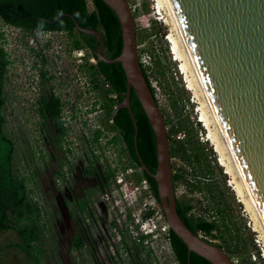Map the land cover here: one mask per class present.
<instances>
[{
	"label": "rangeland",
	"instance_id": "rangeland-1",
	"mask_svg": "<svg viewBox=\"0 0 264 264\" xmlns=\"http://www.w3.org/2000/svg\"><path fill=\"white\" fill-rule=\"evenodd\" d=\"M86 2L90 5V0ZM126 2L132 11L135 33L144 34L142 31L150 22L157 31L154 37L144 36L142 40L135 37V43L144 65H150L148 53L153 48L154 55L161 61L164 77L152 66H148V71L163 120H176V114L169 107V99L176 98L180 118L190 124L212 166L211 181L222 193V206L242 231L243 237L252 243L253 263L264 264V239L241 192H237L238 186L231 171L227 172L226 167L220 164L219 155L207 137L197 99L180 69L179 59L172 52L170 39L173 37L159 1ZM143 3L149 9L147 13L141 12ZM0 47L9 61L2 108L4 130L14 143V168L18 175L24 177L26 187L31 191L29 197L39 211L35 222L39 237L31 256L28 258L14 246L19 239L13 230L2 231L0 264L168 263L169 252L150 250L151 253L145 254V249L131 243L124 234H117L114 219L121 204L118 202L111 206L101 199L102 192L113 190L112 181L101 189L82 173V167L92 170L88 157L97 151L102 158L99 165L103 171H113L110 164L116 159H112L116 153L108 147L100 150L94 147L93 131L98 126H105L106 112L99 104L100 94L91 88L88 80L84 49L72 48L71 38L63 32L27 33L1 20ZM48 89H52L62 102L60 121L63 134L60 138L55 136L51 121L36 113L35 99L38 93ZM170 121L165 125L166 130L171 126ZM182 136V132L172 134L168 146ZM169 162L171 172L185 168L176 156L170 157ZM174 192L177 197L185 195L191 199V213L208 217L206 206H211L206 195L192 191L188 182L183 181L175 184ZM74 199L77 203H84V209H79L73 203ZM74 233H80L82 237L80 248L72 246Z\"/></svg>",
	"mask_w": 264,
	"mask_h": 264
},
{
	"label": "water",
	"instance_id": "water-1",
	"mask_svg": "<svg viewBox=\"0 0 264 264\" xmlns=\"http://www.w3.org/2000/svg\"><path fill=\"white\" fill-rule=\"evenodd\" d=\"M114 12L120 29V51L112 59L101 53V34L93 35L96 59L118 62L125 79V107L133 90L154 137L158 203L169 229L188 251L210 264H234L216 245L192 233L175 211L168 141L163 117L141 70L135 24L126 0H102ZM183 67L214 139L264 239V0H159ZM54 18V20L56 19ZM53 20V21H54ZM136 152V149H135Z\"/></svg>",
	"mask_w": 264,
	"mask_h": 264
},
{
	"label": "trees",
	"instance_id": "trees-1",
	"mask_svg": "<svg viewBox=\"0 0 264 264\" xmlns=\"http://www.w3.org/2000/svg\"><path fill=\"white\" fill-rule=\"evenodd\" d=\"M148 10L144 3L141 4V12L147 13ZM58 13H68L79 26L98 31L102 37L101 53L105 57L112 59L119 53L121 41L118 20L114 12L102 0H90V5L87 4L86 0H0V20L4 24L27 33L63 32L71 38L72 48L84 49L86 54L84 63L88 71V80L91 82V88L100 94L101 101L99 103L106 112L105 123L108 118L111 119L109 127L117 131L133 167L139 169L140 176L146 179L151 195L158 202L154 179L140 168L142 163L149 172L155 171L154 137L132 89H130L128 100L136 127V152L133 140L134 128L127 109L117 107L123 100L125 92V79L120 64L97 60L95 37L75 29L72 20L66 15L56 18ZM54 18L56 19L54 20ZM142 32L144 34L135 33L136 40H142L144 36L154 37L157 35L153 22H150L149 26ZM154 50L153 48L152 52L148 53L150 65H144L140 60V54H137L142 73L153 95L154 89L150 84L148 66H152L164 77L161 61L157 55H154ZM89 57L94 59L93 63L87 61ZM8 63L6 53L0 47V232L13 230L19 239V243H15L14 246L29 258L39 237V228L35 224L39 211L37 204L31 201L29 197L31 191L26 187L24 177L18 175L14 168V143L4 130L5 117L2 108ZM40 75L43 77L44 74L40 72ZM101 79L108 83V87L98 85ZM109 94H113V96L109 97ZM177 104L176 98L171 97L169 99V107L176 114V120H164L165 125L169 121L171 122L170 128L166 131L168 143L172 134L178 132L183 134L181 138L168 146L169 158L178 157L185 167L176 168L175 171L171 172L173 189H175V184L180 181L188 182L192 191L208 197L211 207L206 206L207 218L202 215H195L191 213L193 208L191 199L185 195H180L179 197L175 196V211L192 233L221 248L235 261L234 264H254L250 253L252 243L243 237L242 231L222 206L220 202L222 193L211 181L212 166L190 124L180 118V110H177ZM61 108L60 98L50 91L41 98L38 109L42 117L51 121L55 136L58 138L63 134L60 121ZM94 134L96 138L99 131L96 130ZM78 207L84 209V203L78 202ZM79 234L74 233L73 235L72 246L74 248H80L82 245V237ZM121 235H123L122 232ZM169 246L170 257L177 264H210L203 257L188 251L182 241L170 229ZM149 252V249L145 250V254ZM256 254L258 256L257 251Z\"/></svg>",
	"mask_w": 264,
	"mask_h": 264
},
{
	"label": "built area",
	"instance_id": "built-area-1",
	"mask_svg": "<svg viewBox=\"0 0 264 264\" xmlns=\"http://www.w3.org/2000/svg\"><path fill=\"white\" fill-rule=\"evenodd\" d=\"M81 55L83 56L82 53ZM88 60L91 63L94 62L92 57H89ZM98 85L108 87V83L102 79L99 80ZM112 96L113 94H109V97ZM105 124H111V119L108 118ZM94 130H98L102 134L98 140L104 144L106 140L104 136H110V131L105 126H98ZM112 159H115L113 164H110L113 169L111 181L114 188L112 191L102 192L101 199L111 206L118 202L121 204L118 208V215L114 219V223L117 225V227L114 225L115 231L117 234L122 232L131 243L145 250L170 253L169 227L159 203L150 193L146 179L140 176L139 169L124 165L125 158L119 153L114 154ZM120 162H123V165ZM169 260L165 264H177L171 257Z\"/></svg>",
	"mask_w": 264,
	"mask_h": 264
},
{
	"label": "flooded vegetation",
	"instance_id": "flooded-vegetation-1",
	"mask_svg": "<svg viewBox=\"0 0 264 264\" xmlns=\"http://www.w3.org/2000/svg\"><path fill=\"white\" fill-rule=\"evenodd\" d=\"M50 91L53 92L52 89H48V90H45V91H43L41 93H38V96L35 99L36 113L41 118H44V117H42L40 115L39 111H38L39 104H40L41 98H43ZM53 94L55 95L54 92H53ZM124 95H125V92H124ZM123 99H124V97H123ZM122 102H123V100L117 105V107H122V106H120V104ZM46 119H48V118H46ZM105 127L108 129V131H110V136H108V135L107 136H104V138L107 140V143H106V140H105V142H104V145L105 146L103 147L102 144H101V142L98 140V138L102 134L99 132L98 136L95 138V134L94 133H95L96 130H94L93 131V136H92L93 141H95L94 147L95 148H98L99 150L102 149V148H107L108 147L112 151L114 150L115 153H119L122 157L125 158L124 165H126V166H133L132 163H131V161H130V159L127 156V153L125 151V147H124L123 143L121 142V140L118 137L117 131L115 129H113V128H110L109 127V124H105ZM165 128H166V126H165ZM108 141H110V142L108 143ZM99 154H100L99 151H97L96 153H93L92 155H90L88 157V161L87 162H90L89 165L92 166V170L90 171V170H88V168L85 169L84 167H82V173L84 174V177H86L88 179L89 178L92 179V181L94 183L93 184L94 186L97 183V185L100 186L101 189H102L103 187H106V185H107L108 182L109 183L111 182V177L113 176V171H111V170L108 171L106 169L103 171L101 169V165H99V163L101 162L100 160H102V158H100L101 156ZM120 164L123 165V162H120ZM87 172H89L91 175L90 174L87 175ZM56 175H59V173H56ZM89 186H91V184ZM66 187L67 186H64V189H66ZM68 200H70V197H68ZM73 203H76L77 206H78V203H77V200L76 199L73 200Z\"/></svg>",
	"mask_w": 264,
	"mask_h": 264
},
{
	"label": "bare ground",
	"instance_id": "bare-ground-1",
	"mask_svg": "<svg viewBox=\"0 0 264 264\" xmlns=\"http://www.w3.org/2000/svg\"><path fill=\"white\" fill-rule=\"evenodd\" d=\"M157 1H159V0H157ZM158 5H159V4H158ZM160 6H161V5H160ZM160 9H161V7H160ZM168 35H170V34H168ZM171 37H172V36H171ZM169 39H170V38H169ZM170 40H171V49H172V52L174 53V55L176 56V58L179 59V61H180V69L185 73V75H186V77H187V74H186L185 69H184V67H183V64H182V61H181V59H180V56H179V53H178V51H177L176 45H175V43H174V40H173V38H171ZM187 83H188L189 88L193 91V89H192V87H191V84H190V82H189L188 77H187ZM193 94H194V92H193ZM194 96H195V94H194ZM198 109H199V111H200V120L203 122V124L205 125V127H206V129H207V137H208V139L210 140V143L213 145L214 150H215V151L218 153V155H219V162H220V164H222V165H224V166L226 167L227 172H230V169H229V167H228V165H227V163H226V161H225V159H224V157H223V155H222V153H221V151H220V149H219V147H218V145H217V143H216V141H215V139H214V136H213V134H212V132H211V130H210V128H209V126H208V124H207V122H206V120H205L203 114H202V112H201L200 107H199ZM237 192L240 193V190H239L238 187H237ZM262 238H263V237H262Z\"/></svg>",
	"mask_w": 264,
	"mask_h": 264
}]
</instances>
